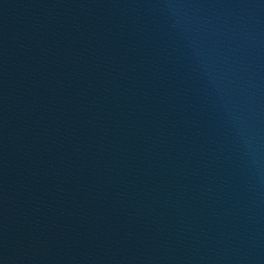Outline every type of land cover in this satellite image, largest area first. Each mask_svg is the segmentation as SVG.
Here are the masks:
<instances>
[{"label":"water","instance_id":"95a60500","mask_svg":"<svg viewBox=\"0 0 264 264\" xmlns=\"http://www.w3.org/2000/svg\"><path fill=\"white\" fill-rule=\"evenodd\" d=\"M0 264H264V30L0 69Z\"/></svg>","mask_w":264,"mask_h":264}]
</instances>
